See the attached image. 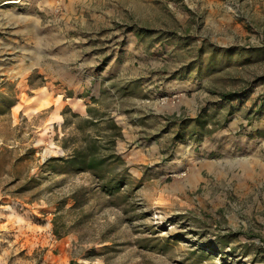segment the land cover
<instances>
[{
  "label": "rangeland",
  "instance_id": "1",
  "mask_svg": "<svg viewBox=\"0 0 264 264\" xmlns=\"http://www.w3.org/2000/svg\"><path fill=\"white\" fill-rule=\"evenodd\" d=\"M206 46L258 52L179 79ZM241 91L199 141L175 137ZM263 98L264 0H0V264H264V119L244 117ZM87 106L121 128L110 191L44 163L71 152L64 116Z\"/></svg>",
  "mask_w": 264,
  "mask_h": 264
},
{
  "label": "trees",
  "instance_id": "2",
  "mask_svg": "<svg viewBox=\"0 0 264 264\" xmlns=\"http://www.w3.org/2000/svg\"><path fill=\"white\" fill-rule=\"evenodd\" d=\"M133 36L137 37L138 41L141 43H148L146 40L154 32L150 30L142 29L139 27H132L131 29ZM167 37L174 38L172 35L174 33L170 32ZM176 38V37H175ZM174 38V39H175ZM178 39V38H177ZM152 41V39L150 40ZM174 41V40H173ZM204 49V48H203ZM250 49V50H249ZM204 55L200 57V52L198 54V59L192 64L182 68L177 74L178 78H188L195 79L199 81L203 76L210 75L215 71L216 60H222L224 56H228L234 51H238L243 54H251L252 52H258V50H253L251 48H230L228 51L225 49H217L216 47L209 48L205 47ZM225 50V51H224ZM223 51V52H221ZM217 56H220L218 58ZM201 58V59H200ZM202 60L206 61L205 68L202 69ZM106 61V58L103 62ZM124 88H122L123 90ZM133 89V88H132ZM101 94H105V90L100 91ZM88 93L85 94V96ZM244 92L236 93H222L220 94L221 103L216 102L213 106V110L210 111V108H201L200 113L197 114L195 118L192 119H179L171 123L177 126V139L185 135H189V138L194 141H199L200 136L208 134L209 130H206V124L212 121L216 115H223L224 122H226L231 116L234 115V112L240 110L242 105V98ZM81 97H83L81 95ZM264 101V98H263ZM91 102L97 104V99L94 96L91 97ZM253 109H248L244 117L249 121H256L264 119V102H255ZM218 108H225L220 112H216ZM87 115L81 117L75 113H70L67 116H64L63 126H74L77 131L81 133L80 137L72 136L78 142L74 144L71 152L66 156L60 157H51L45 160L44 163H47V171H59V172H90L100 179H108L106 183L102 186L106 189L116 188V183L118 179H121L119 175H115L114 170L117 166L122 165L123 162L118 155L114 153L115 143L118 138L121 137V128L115 123V121L109 117L106 113L101 112L94 106H87L86 108ZM65 115V113H64ZM75 123V124H74ZM186 124H191L189 130H185L184 127ZM205 133H202L204 132ZM187 131V132H186ZM250 135V132H249ZM264 137V130H256L255 133H252L250 137ZM126 173V172H125ZM124 173V174H125ZM111 175V176H110ZM114 182H116L114 184ZM224 243V242H222ZM69 264H78L74 261H70Z\"/></svg>",
  "mask_w": 264,
  "mask_h": 264
},
{
  "label": "bare ground",
  "instance_id": "3",
  "mask_svg": "<svg viewBox=\"0 0 264 264\" xmlns=\"http://www.w3.org/2000/svg\"><path fill=\"white\" fill-rule=\"evenodd\" d=\"M194 181H195L194 177L190 178V182L191 183L194 182Z\"/></svg>",
  "mask_w": 264,
  "mask_h": 264
}]
</instances>
